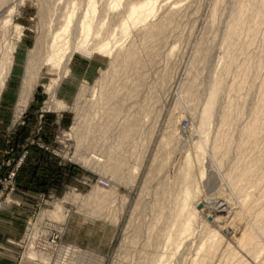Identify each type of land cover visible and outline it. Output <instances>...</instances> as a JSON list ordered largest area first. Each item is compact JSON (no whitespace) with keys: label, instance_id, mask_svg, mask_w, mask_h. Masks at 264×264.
Listing matches in <instances>:
<instances>
[{"label":"rangeland","instance_id":"1","mask_svg":"<svg viewBox=\"0 0 264 264\" xmlns=\"http://www.w3.org/2000/svg\"><path fill=\"white\" fill-rule=\"evenodd\" d=\"M133 1L0 0V60L12 55L0 90V264H264V247L241 256L233 220L225 213L216 217L223 196L233 198L234 190L239 232L264 207V114L254 143H240L254 109H264V15L254 23L264 0H154L137 21L127 12ZM246 3L226 40L234 14ZM92 5L97 11L87 45L67 51L58 75L43 63L31 97L20 106L37 34L64 12L74 11L75 19ZM153 22L163 24L161 35L149 34ZM77 39L79 33L73 34ZM95 42H108L107 52L92 49ZM127 47L136 53L131 65L111 80L104 77ZM215 87L205 128L201 116ZM104 88L117 91L106 104L100 99ZM229 100L241 103L242 111L230 116V147L215 164L211 148ZM113 105L119 107L115 117L103 115ZM131 122L135 128L124 141L120 131ZM200 138L207 142L202 154L195 151ZM111 153L124 161L115 178L104 168ZM256 155L255 171L234 189L227 179L234 164ZM197 167L204 170L201 186ZM185 186L191 195L182 205ZM98 189L109 193L90 195ZM193 208L190 228L172 236ZM217 228L218 245L200 259L217 241L208 245Z\"/></svg>","mask_w":264,"mask_h":264},{"label":"bare ground","instance_id":"2","mask_svg":"<svg viewBox=\"0 0 264 264\" xmlns=\"http://www.w3.org/2000/svg\"><path fill=\"white\" fill-rule=\"evenodd\" d=\"M45 4H47V3H45ZM94 4H96V3H94ZM153 5H154V0H140V1L138 0L137 2L133 1L129 4L127 12H128L129 17L133 21H137L140 18L142 10L143 9L152 10ZM246 7H247V3L241 4V7L234 14V17H233L232 22H231L232 24L229 26V28L227 29V32L225 34L226 40H228L232 36V34L234 33L235 27L241 21L244 10ZM96 11H97L96 5L89 6L86 8L84 13L78 15V17L76 16L77 18L75 17V19L73 17L75 15L74 11L64 12L60 17H58V19L56 20V22L54 24H52L51 21H48L49 23H47L44 31H41L37 34L34 45L29 50V52L27 54V59H26L25 67H24V73H23L22 84H21V89H20V97H19L20 106H24L27 103L28 99L31 97L33 89H34L35 85L37 84L39 70L42 68L41 66L43 63H46V62L51 63L52 68H54V73L56 72L57 73L56 75H58L59 66L61 65V63H63L65 66V64L67 62V58H68L67 56L70 55V53L67 54V51L69 50V52H71V51H74L76 49H80V50L84 49V47L87 45V41L89 38L88 36L90 35L92 28H93L92 18L95 15ZM263 15H264V6H261L256 11V15L254 17V23L257 24ZM124 22L121 24L123 30L126 29V23H124ZM254 27H256V26L254 25ZM163 29H164V27H163V24L161 22H155V23L153 22L149 25V32H150L149 34H151V35L154 34L155 36L161 35L163 32ZM78 33H79V39H77L74 42L73 34H78ZM249 35L253 36L251 31H250ZM74 38H76V37H74ZM107 44H108V42L101 43V44L98 42H95L94 45H92V46L90 45V46L92 49L93 48H95L97 50L104 49L105 52H107V49H106ZM6 51H8V50H6ZM3 53H1V54H3ZM9 53L10 52H6V54L3 57H1L2 60H0V62H1L0 63L1 64L0 65V90H2L1 88L4 85L5 79L7 77V74L9 72V68H10L11 63H12V55H11V53L10 54ZM135 54L136 53L132 47H127L122 52L121 56L119 54L116 55L114 57V60L117 63H113V66L108 71H106V73L104 74V77L107 76L111 80L112 78H114L115 75H117L119 69H126L127 67H129L132 63V60L134 59ZM242 82H243V79L240 78L235 82V84H233V86H236V88H239L241 86ZM84 89H85V86H81L79 93H83ZM116 92H117L116 89L104 88L102 90L101 97L99 96L101 99V103L106 104L110 99H112L116 95ZM190 94H191V97L189 100L190 103H189L188 107H191L193 105V95L195 94V91L190 92ZM216 94H217V89L215 87L209 94V97L207 99V103L204 107V110H203V113L201 116L202 124L205 128H207L209 126V123H210V119H209V111L210 110L209 109L213 103V100H214V97L216 96ZM118 108L119 107L115 106V105L109 106V107L105 108L103 115L106 113L110 117H111V115H114V117H115L116 112H118ZM241 111H242V104L238 103L234 100H229L223 108V113H222V117L220 120V127H219V130L217 131V133H215L214 141H213L212 148H211L212 153H213L214 158H215V164L221 163L222 158L224 157L226 152H228V150H229L228 147H230L229 146L230 145V135L228 132V128L231 124L230 116L234 113L238 115L241 113ZM263 114H264V109H254L250 121L247 124H245L241 129V133L244 136V138L241 139V141H240L241 144L248 143V144L252 145V143H254V137H255L254 133H255V130H256L258 123L261 120ZM134 128H135V124H134V122H131L122 131H120L121 132L120 136H121L122 140L125 141L127 136L129 135L130 131H132ZM98 130L100 133L103 131L102 128H99ZM81 135L83 136V133H82L81 129H78L77 130V136H78L79 140L81 138ZM206 143L207 142L204 138H200L195 143L196 153L202 154L204 152L206 146H207ZM238 144H239V142H238ZM219 153H221V155ZM258 156L259 155L250 157L249 159L245 160L242 165H238L236 163L234 164L233 169L227 175V179L229 181V182L228 181L227 182L230 183L234 187V189L236 188V183L238 181H240L243 178L248 177L251 172L255 171L254 169L257 165V157ZM193 160H194L193 154L190 151L187 152L186 153V164L191 165ZM107 161H108V163L106 162V164H104V168L107 171V173L110 172L111 177H112V175L114 176V178L119 177V174L121 171V166L124 162L123 158L122 157L119 158V157H117L111 153L109 155V158ZM105 170H103V171H105ZM194 172L197 175V177H196L197 185L201 186L202 176H203L204 170L202 168L197 167V169ZM121 176L122 175H120V177ZM251 179H252V177H251ZM243 185L244 184H242V185L239 184L237 191H241ZM232 186H231V188H232ZM98 190L97 191L94 190L95 192L91 193L90 195L93 196L94 198H96V197H101V196L104 197L105 195H108V193H109V191H107V190L101 191V192H100V190L99 191ZM232 194H233V198H234L236 196L235 195L236 191L234 190V192ZM190 195H191V193H190L189 187L185 186L181 190V192L179 193L180 204L185 205V203L188 201ZM233 198L230 196H223L222 203H221L218 211L216 212V217L221 215V214L224 215V213H225L227 216V219H229V218L232 219L233 222L230 223V228H232L231 230H232L234 235H239V244H240L239 245L240 249H238L239 254H241V256H248L251 254L254 255L255 253L259 252L264 247V207L261 206V208L256 211L255 217H253L252 223L250 222L251 226H249V227L245 228L243 231L239 232L238 227H240V225H241V224L239 225V218L240 217L237 216L233 211V206H234V201H235V199H233ZM194 205H195L194 207L197 206L196 203H194ZM195 210H196V208H193L192 210L188 211V213L185 215L183 221L179 223L177 231L174 232L172 236H175L176 233H178V234L183 233L190 228L192 221H193V218H194V215H195ZM53 213H56V211H54ZM217 236H218V238H217V241L215 242L214 246L210 249H203V252L201 253L200 259L205 260L207 257H210L213 254L216 246L218 245L219 237H221L220 228H217L216 230H214L210 234V236L208 237V245L209 246L213 244V242L215 241ZM237 242H238V240H237ZM237 247H238V245H237ZM232 250H233V248H232ZM236 254H238L237 251H236ZM250 259H251V257H250ZM238 260H240V259H238ZM230 263H232V262H230ZM245 263L242 262L239 264H245Z\"/></svg>","mask_w":264,"mask_h":264},{"label":"crops","instance_id":"3","mask_svg":"<svg viewBox=\"0 0 264 264\" xmlns=\"http://www.w3.org/2000/svg\"><path fill=\"white\" fill-rule=\"evenodd\" d=\"M59 88H60V87H59ZM59 88H58V89H59ZM59 90H60V89H59Z\"/></svg>","mask_w":264,"mask_h":264}]
</instances>
